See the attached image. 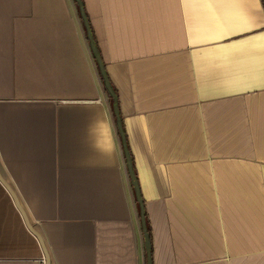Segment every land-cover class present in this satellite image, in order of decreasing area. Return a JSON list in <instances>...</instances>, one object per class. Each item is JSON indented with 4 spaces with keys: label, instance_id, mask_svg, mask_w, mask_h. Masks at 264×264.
I'll return each mask as SVG.
<instances>
[{
    "label": "crops",
    "instance_id": "1",
    "mask_svg": "<svg viewBox=\"0 0 264 264\" xmlns=\"http://www.w3.org/2000/svg\"><path fill=\"white\" fill-rule=\"evenodd\" d=\"M0 0V264H264L262 0ZM117 102V103H116ZM118 107L125 142L118 127Z\"/></svg>",
    "mask_w": 264,
    "mask_h": 264
},
{
    "label": "water",
    "instance_id": "2",
    "mask_svg": "<svg viewBox=\"0 0 264 264\" xmlns=\"http://www.w3.org/2000/svg\"><path fill=\"white\" fill-rule=\"evenodd\" d=\"M77 1L80 3V0H77ZM81 10H82V16H83V18L85 20L86 27L88 28V23H87V20H86V16L84 14V11L82 9V5H81ZM89 38H90V41H91L92 49L94 51V54H95L96 59H97V61L99 63V66H100L102 75L104 77L103 65H102V61H101L100 55H99V53H98V51L96 49L95 44L92 42V37L90 36V34H89ZM104 80H105V86H106L107 90L112 95V97L115 98V95L112 93V89H111V86H110L108 80L105 77H104ZM114 112H115L116 116H118V107L116 105L114 106ZM118 127H119V130H120L121 134H122V131H121L122 127H121L120 119H118ZM123 141L125 142L124 137H123ZM126 157L128 159V167H129V171H130L131 177L133 179V185H134V187L136 189V194H137L138 202H139V204L141 206L142 223H143V227H144L145 238H146V247H147V253H148V264H152V261H151L152 260L151 259V244H150V241H149V238H148V234H147L146 221H145V216H144V204H143V201H142L141 196H140V191H139L138 183L134 181L135 176H134V173H133V170H132V164H131V161L129 159V154H128V151L127 150H126ZM6 187L10 191L12 197L14 198L15 203H16V206L18 207L19 211L21 212V214H22V216H23V218L25 220L26 225L28 226V228L30 229V231H32V233L38 238V240H39V242H40V244L42 246L43 252H44V257H45L46 264H51L50 257H49V254L47 252V249L45 247V244H44L43 239L41 238L40 234L35 231L34 227H32L30 225V222H29V220H28V218H27L24 210L22 209L19 201L17 200L16 195L13 193V191H11V189L8 186H6Z\"/></svg>",
    "mask_w": 264,
    "mask_h": 264
},
{
    "label": "trees",
    "instance_id": "3",
    "mask_svg": "<svg viewBox=\"0 0 264 264\" xmlns=\"http://www.w3.org/2000/svg\"><path fill=\"white\" fill-rule=\"evenodd\" d=\"M262 1H263V3H264V0H262ZM80 4L82 5V0H80ZM82 9H83V5H82ZM88 33H89L90 36L92 37V42L95 44L94 39H93V34H92V32H91V30H90V28H89V25H88ZM95 46H96V44H95ZM96 49H97V48H96ZM97 51H98V50H97ZM98 53H99V52H98ZM101 61H102V60H101ZM102 65H103V63H102ZM103 73H104V77L108 80V82H109V84H110V86H111L112 93L115 95V98H116V90H115V88L113 87V85H112V83H111V81H110V79H109V77H108V74H107V72H106V70H105L104 65H103ZM116 103H117V102H116ZM117 118L120 119V122H121V118H120V114H119V112H118V116H117ZM121 127H122V123H121ZM121 131H122V136L124 137L123 129H121ZM124 140H125V138H124ZM128 154H129V153H128ZM129 159H130V161H131V164H132V170H133V173H134L133 162H132V159H131V155H130V154H129ZM134 176H135V174H134ZM134 181L137 182L136 177H135ZM137 183H138V182H137ZM146 228H147L148 238H149V241H150V244H151V240H150V229H149L148 226H147ZM151 252H152V250H151Z\"/></svg>",
    "mask_w": 264,
    "mask_h": 264
},
{
    "label": "built area",
    "instance_id": "4",
    "mask_svg": "<svg viewBox=\"0 0 264 264\" xmlns=\"http://www.w3.org/2000/svg\"><path fill=\"white\" fill-rule=\"evenodd\" d=\"M42 263H43V264H46L45 257H44V259H43Z\"/></svg>",
    "mask_w": 264,
    "mask_h": 264
}]
</instances>
